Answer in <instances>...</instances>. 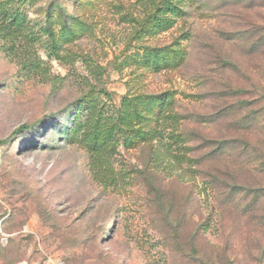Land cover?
<instances>
[{
	"label": "rangeland",
	"instance_id": "1",
	"mask_svg": "<svg viewBox=\"0 0 264 264\" xmlns=\"http://www.w3.org/2000/svg\"><path fill=\"white\" fill-rule=\"evenodd\" d=\"M21 9L35 56L0 42V264H264V0Z\"/></svg>",
	"mask_w": 264,
	"mask_h": 264
},
{
	"label": "trees",
	"instance_id": "2",
	"mask_svg": "<svg viewBox=\"0 0 264 264\" xmlns=\"http://www.w3.org/2000/svg\"><path fill=\"white\" fill-rule=\"evenodd\" d=\"M24 1L26 0H0V42L9 56L19 57L27 63L29 56H35L34 50L31 49L32 46L30 48L28 46L35 40L37 34L31 29V25L25 22V15L21 9ZM23 39H28L29 45L26 48L22 47L24 51L20 52L16 47ZM38 65L33 66L38 69ZM121 117L122 125L126 130L131 129L133 115L127 101L122 104ZM100 148L97 146L93 151L90 159V171L96 182L107 187L114 186L117 181L115 170Z\"/></svg>",
	"mask_w": 264,
	"mask_h": 264
}]
</instances>
